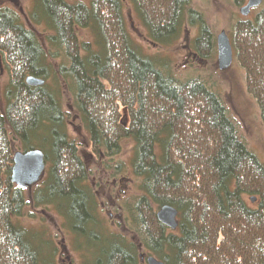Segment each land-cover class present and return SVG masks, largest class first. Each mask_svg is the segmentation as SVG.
Segmentation results:
<instances>
[{"label":"trees","instance_id":"trees-1","mask_svg":"<svg viewBox=\"0 0 264 264\" xmlns=\"http://www.w3.org/2000/svg\"><path fill=\"white\" fill-rule=\"evenodd\" d=\"M129 1L158 47L175 44L186 21L202 17L191 0ZM34 2L30 21L46 27L45 38L21 14L0 9V58L11 79L0 110V264H53L57 253L15 221L29 204L12 183L16 152L46 156L48 178L30 198L34 209L54 206L78 237L91 236L86 228L96 224L91 174L69 138L65 99L59 83L47 84L61 55L63 88L94 152L113 158L122 139L136 143L133 172L142 197L130 215L149 256L164 264H264V166L220 95L198 79L180 82L147 58L127 29L124 0ZM234 26V58L264 121V7L255 20ZM200 27L194 49L209 58L215 39L204 20ZM78 30L91 32L93 41H81ZM29 76L45 85L27 86ZM246 196L259 200L257 208ZM166 205L178 210V234L159 223L156 212ZM114 240L102 245L100 261L138 264L135 249Z\"/></svg>","mask_w":264,"mask_h":264},{"label":"rangeland","instance_id":"rangeland-1","mask_svg":"<svg viewBox=\"0 0 264 264\" xmlns=\"http://www.w3.org/2000/svg\"><path fill=\"white\" fill-rule=\"evenodd\" d=\"M84 1L88 3L90 0ZM247 2L248 0H243V5L238 6L235 0H191L192 8L202 17L201 19L196 18L191 23L188 19L183 26L180 40L170 47H158L153 44L148 36V30L144 27L129 0H124L123 9L127 29L141 52L147 58L157 62L159 69L169 73L180 82L198 79L206 83L213 92L218 93L226 103L231 117L239 124V135H241L245 145L264 166V121L258 102L247 91L245 71L235 61V58H233L232 66L226 72L218 68V36L225 32L231 40L235 23L255 20L264 7L263 0L260 7L251 10L250 15L244 17L241 14V9L248 4ZM34 4V0H0V9L7 8L21 14L23 23L45 38L48 35L46 27L42 25L36 28L30 21ZM201 20H204L211 27V33L216 43L209 58L200 55L194 49L195 41L200 34ZM77 32L81 41H93L92 34L88 30H78ZM62 64L61 55L51 65L47 84L49 88L57 89L59 83L61 96L65 99L64 108L70 114L67 123L69 138L78 143L79 153L86 164V169L91 174L88 185L90 186L89 192L93 196L92 206L96 211L94 216L96 224L93 223L95 227L86 228L91 236L87 238L78 237L77 233H74L67 226L66 219L60 215L54 206L34 209L31 204L33 200L30 198L36 190L44 188L43 182L48 178V165L44 179L34 185L32 190H25V197L29 204L24 208L23 216L15 219V221L19 226L32 232L36 238L40 237L44 242H50L56 248L57 253L52 255L53 261L51 263L53 264L60 262L64 264H71V262L73 264H104V261L99 263L101 247L102 245L111 246L113 237L114 243L121 241L122 246L127 245L136 250L134 252L138 264H141L140 257L142 256H145L146 259L155 258L153 255L149 256L150 253L147 248H144L139 234L132 230L136 226L133 224L130 209L133 207L135 198L142 197L140 192L141 179L133 172L136 143L132 138L122 139L120 141V154L113 158L108 157L103 149H100V154L94 152L89 131L85 129L78 113L70 105L71 98L63 88V79L59 75ZM10 81V72L0 58V110L7 106L6 89ZM245 200L251 209L257 208L259 200L255 196H246ZM110 214L112 217L109 216ZM166 228L178 234L180 225L177 230ZM94 232L100 239H96L97 236Z\"/></svg>","mask_w":264,"mask_h":264},{"label":"water","instance_id":"water-1","mask_svg":"<svg viewBox=\"0 0 264 264\" xmlns=\"http://www.w3.org/2000/svg\"><path fill=\"white\" fill-rule=\"evenodd\" d=\"M248 4L241 9V14L244 17H248L251 10L260 7L263 4V0H248ZM218 48V68L219 70L226 72L234 62V52L231 46V40L222 33L218 36L217 40ZM27 86L39 88L45 85V81L29 76ZM14 165L12 170V183L20 190H32L34 185L40 183L44 179V175L47 171L46 156L39 150H32L29 152H16L14 155ZM253 201H256L253 199ZM159 222L169 227L171 230H177L179 227V214L178 210L166 205V207L160 208L157 213ZM148 264H164L159 259L153 257L148 258Z\"/></svg>","mask_w":264,"mask_h":264},{"label":"flooded vegetation","instance_id":"flooded-vegetation-1","mask_svg":"<svg viewBox=\"0 0 264 264\" xmlns=\"http://www.w3.org/2000/svg\"><path fill=\"white\" fill-rule=\"evenodd\" d=\"M78 116H79V115H78ZM76 118H77V117H76ZM76 118H75V120H76ZM93 185L96 186L95 184H93ZM115 186H116V184H115ZM101 206H103V205H101ZM109 216L112 217L111 214H110ZM124 230L127 231L126 228H124ZM96 236H97V235H96ZM96 239H100V237L97 236ZM119 243L121 244V241H119ZM58 259H59V258H58ZM140 259H141V260H140V263H141V264H147V263H148V262H147V261H148V258L146 259L145 256L140 257ZM58 262H59V261H58ZM99 263H101V261H100ZM59 264H64V263L60 262ZM71 264H73V262H71Z\"/></svg>","mask_w":264,"mask_h":264},{"label":"bare ground","instance_id":"bare-ground-1","mask_svg":"<svg viewBox=\"0 0 264 264\" xmlns=\"http://www.w3.org/2000/svg\"><path fill=\"white\" fill-rule=\"evenodd\" d=\"M159 210H160V209L157 210L156 215H157V213H158ZM157 217H158V215H157ZM163 226H164V225H163ZM164 227H166V226H164Z\"/></svg>","mask_w":264,"mask_h":264}]
</instances>
